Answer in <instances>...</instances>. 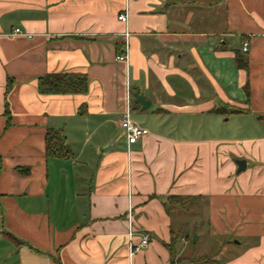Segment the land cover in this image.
I'll list each match as a JSON object with an SVG mask.
<instances>
[{
    "label": "crops",
    "instance_id": "obj_1",
    "mask_svg": "<svg viewBox=\"0 0 264 264\" xmlns=\"http://www.w3.org/2000/svg\"><path fill=\"white\" fill-rule=\"evenodd\" d=\"M53 73L89 89L40 93ZM0 157V264H200L201 218L208 264H264V0H0Z\"/></svg>",
    "mask_w": 264,
    "mask_h": 264
},
{
    "label": "trees",
    "instance_id": "obj_2",
    "mask_svg": "<svg viewBox=\"0 0 264 264\" xmlns=\"http://www.w3.org/2000/svg\"><path fill=\"white\" fill-rule=\"evenodd\" d=\"M238 66L247 67V61L238 58ZM39 91L43 94H78L86 93L89 89V79L86 74H69V73H53L45 77H41L38 83ZM216 111L223 112V109ZM47 154L60 158H68L71 150L66 143L65 136L61 131H48L46 135ZM2 169V159L0 157V171ZM28 172L27 168L21 169ZM168 210L173 208H186L191 200L199 199V197L186 196H170ZM173 249V248H172Z\"/></svg>",
    "mask_w": 264,
    "mask_h": 264
},
{
    "label": "built area",
    "instance_id": "obj_3",
    "mask_svg": "<svg viewBox=\"0 0 264 264\" xmlns=\"http://www.w3.org/2000/svg\"><path fill=\"white\" fill-rule=\"evenodd\" d=\"M119 20L128 23L129 21V12L128 9L126 8L124 11L119 13L118 16ZM12 35H21V36H27V37H32L30 33L24 32L21 28H16ZM125 42L124 46L121 48L119 54L117 55L116 59L118 61L122 62H128L129 61V32H125ZM250 46L249 40H245L243 44V51L246 52L248 51ZM131 94L128 96V108L124 112L121 118V126L124 130L125 136L127 138L128 143L132 144L137 142L141 137L147 135L149 133V130L143 126H140L136 121L133 120L132 118V108H131ZM149 236L146 235L142 238V245H146L148 243Z\"/></svg>",
    "mask_w": 264,
    "mask_h": 264
},
{
    "label": "rangeland",
    "instance_id": "obj_4",
    "mask_svg": "<svg viewBox=\"0 0 264 264\" xmlns=\"http://www.w3.org/2000/svg\"><path fill=\"white\" fill-rule=\"evenodd\" d=\"M201 206V205H200ZM201 213L205 214V207L199 209ZM203 218L199 221L198 224V230L193 231L191 230L189 232V240H188V249L184 256L185 258H189L192 256L194 251H196V255L198 254L200 256V264H208V261L211 262L218 258L219 253L213 252V250H217V247H211V244L209 242V238L207 234L205 233L204 229L202 228ZM176 223V221H175ZM195 235L198 236V239L195 240ZM186 264H192V261L188 260Z\"/></svg>",
    "mask_w": 264,
    "mask_h": 264
},
{
    "label": "water",
    "instance_id": "obj_5",
    "mask_svg": "<svg viewBox=\"0 0 264 264\" xmlns=\"http://www.w3.org/2000/svg\"><path fill=\"white\" fill-rule=\"evenodd\" d=\"M135 102L140 103L142 105V110L148 109L151 106L150 100L146 99L144 95H141L139 93L134 94ZM236 163L238 165V172L244 170L246 168V161L245 160H236ZM194 239H198L197 235H195Z\"/></svg>",
    "mask_w": 264,
    "mask_h": 264
}]
</instances>
